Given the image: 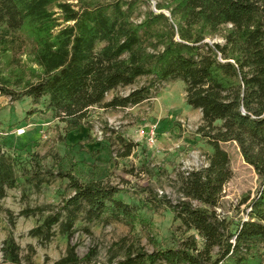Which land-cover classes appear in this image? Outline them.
Segmentation results:
<instances>
[{"label": "trees", "instance_id": "trees-1", "mask_svg": "<svg viewBox=\"0 0 264 264\" xmlns=\"http://www.w3.org/2000/svg\"><path fill=\"white\" fill-rule=\"evenodd\" d=\"M155 1L157 10L148 9L136 21L141 4L150 0H0V95L41 103L72 132L86 125L95 107L135 106L152 97L155 81L182 80L186 102L202 112L198 132L213 151L205 166L177 173V201L157 193L146 199V207L171 210L181 237L170 247L140 252L126 262L264 264V0ZM219 35L223 44L206 41ZM144 76L153 81L106 99ZM118 141L122 157L137 146L122 135ZM228 141L237 142L261 179L248 203V219L234 230L232 219L216 211L233 176L230 155L221 145ZM32 158L43 167L38 155ZM60 175L72 194L31 235L49 239L60 224L71 238L80 217L89 224L146 223L142 207L126 202L119 185L81 177L73 168ZM16 185L0 131V199ZM31 213L28 208L20 215ZM20 249L9 231L2 242V264H21ZM91 256L80 258L69 246L55 264H81Z\"/></svg>", "mask_w": 264, "mask_h": 264}, {"label": "rangeland", "instance_id": "rangeland-1", "mask_svg": "<svg viewBox=\"0 0 264 264\" xmlns=\"http://www.w3.org/2000/svg\"><path fill=\"white\" fill-rule=\"evenodd\" d=\"M148 9H156L155 0L141 4L135 20L140 21ZM206 41L224 43L221 35ZM152 81L151 76L141 77L133 85L112 91L106 99L128 94ZM153 84L150 99L115 110L95 107L86 125L72 132L44 111L41 103L36 104L29 97L13 100L0 95L4 152L17 177L16 187L7 189L6 196L0 199V264L2 242L9 231L21 248V264H55L66 256L69 246L75 247L80 258L92 253L91 259L81 264H129L128 257L137 259L140 252L150 254L170 247L181 237L171 210L146 207V199L157 193L177 201L181 196L175 182L177 173L205 166L213 149L198 132L203 123L202 112L186 102L185 83L174 80ZM152 129L157 134L155 144L147 140ZM19 130L24 133L19 135ZM119 135L137 144L130 156H121L124 147L118 141ZM221 145L230 155L233 176L224 187L216 211L232 219L234 230L241 220L248 219V203L257 195L261 179L244 160L237 142ZM32 154L40 157L42 168L36 165ZM72 168L81 177L95 176L119 185L126 202L142 207L146 223L89 224L80 217L71 238L62 233L60 224L53 227L49 239L31 235L30 230L56 212L72 194L67 179L60 175ZM28 208L35 213L20 215ZM135 263L140 264V258Z\"/></svg>", "mask_w": 264, "mask_h": 264}, {"label": "built area", "instance_id": "built-area-1", "mask_svg": "<svg viewBox=\"0 0 264 264\" xmlns=\"http://www.w3.org/2000/svg\"><path fill=\"white\" fill-rule=\"evenodd\" d=\"M23 131L24 130H19L18 134L22 135L24 133ZM156 136H157L156 131L153 129L147 133V140L149 141L150 144H155L157 138Z\"/></svg>", "mask_w": 264, "mask_h": 264}, {"label": "water", "instance_id": "water-1", "mask_svg": "<svg viewBox=\"0 0 264 264\" xmlns=\"http://www.w3.org/2000/svg\"><path fill=\"white\" fill-rule=\"evenodd\" d=\"M155 10H157V8H156ZM166 14H167V15H169V12H168V11H166Z\"/></svg>", "mask_w": 264, "mask_h": 264}]
</instances>
